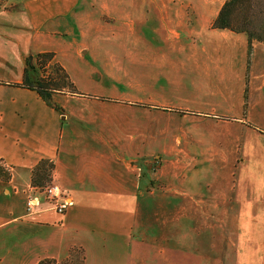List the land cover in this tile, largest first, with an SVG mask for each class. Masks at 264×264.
Returning <instances> with one entry per match:
<instances>
[{"label":"crops","instance_id":"crops-1","mask_svg":"<svg viewBox=\"0 0 264 264\" xmlns=\"http://www.w3.org/2000/svg\"><path fill=\"white\" fill-rule=\"evenodd\" d=\"M225 1L0 0V264L72 248L105 264L120 245L140 260L155 189L170 212L193 214L178 218L192 235L162 237L181 246L174 260L217 264L220 244L227 264H264V128L247 126L264 122V43L251 41L247 63V36L211 27ZM38 52L78 91L55 93L58 109L14 85ZM43 158L62 213L31 185Z\"/></svg>","mask_w":264,"mask_h":264},{"label":"rangeland","instance_id":"rangeland-1","mask_svg":"<svg viewBox=\"0 0 264 264\" xmlns=\"http://www.w3.org/2000/svg\"><path fill=\"white\" fill-rule=\"evenodd\" d=\"M232 24L237 26V27H243L246 30H248L251 35L254 37L261 38L264 41V0H243L241 3L237 4L234 11H233V20ZM252 40H256L255 38ZM261 41V42H263ZM264 43V42H263ZM251 50V47H250ZM250 50H248L247 58H248V63L250 61ZM88 62L90 61L88 58L86 59ZM47 72H51V66H48L46 68ZM43 73V72H42ZM41 70L38 68V73L37 74H42ZM46 74V72H45ZM62 92H68V91H62ZM61 93V92H60ZM249 128H264V122L262 121L261 118H256L253 117L250 119V122H248L247 125ZM262 134L264 133L263 130H260ZM159 161L158 160H153V163L151 165V171H155L159 166ZM51 182V181H50ZM50 185V183H48ZM47 184V185H48ZM152 184V181H151ZM46 185V186H47ZM45 187V186H44ZM158 187V185H156ZM40 193L44 195L42 192L43 188H40ZM153 196V207L154 210L149 215V226L152 227L151 229H148L149 236L152 238L154 237V243L153 244H148V245H141L139 249H144V252L141 254H138L140 257V260L137 259L136 257L134 259H130L129 254L131 253L130 247L129 246H119V250H115L114 247H108V257L109 260L105 261V264H123L121 256L127 263H132V264H197V260H186L178 262L177 260L173 259L172 256V248H178L179 244H173L172 243H163L162 242V237L164 236H176V235H184L186 237H189L192 235V231L189 229H183V228H178L179 223H178V218L179 216L183 215L186 217V220H189L190 218H193V214L187 213L183 214L182 212H176L172 210L171 212L168 209V204H167V192H162L161 190L155 189L154 193L152 194ZM45 197V196H44ZM206 216V217H205ZM208 213L205 214L202 219H207L208 220ZM197 223H193V232L199 233L200 230L197 228ZM225 231V229H224ZM181 247V246H179ZM219 250L221 249V254L223 255L224 259L222 262H218L217 264H227L225 262V256L224 252L226 250L225 245H218ZM148 251L146 252V250ZM163 251L164 255L167 257L166 262L161 261V252ZM224 251V252H223ZM142 252V251H140ZM203 252V251H202ZM82 251L79 248H72V250L69 252V255H67L65 258L60 259L58 262L55 261L53 264H83V258H82ZM194 255L197 256L198 258V252L195 250L186 251V257H194ZM146 260L142 262L144 259ZM65 260V261H63ZM209 261V258H204L201 256V264H211ZM91 264V261L88 262ZM236 264V262H233L232 264ZM47 264V263H45ZM213 264V263H212Z\"/></svg>","mask_w":264,"mask_h":264},{"label":"trees","instance_id":"trees-1","mask_svg":"<svg viewBox=\"0 0 264 264\" xmlns=\"http://www.w3.org/2000/svg\"><path fill=\"white\" fill-rule=\"evenodd\" d=\"M242 1L243 0H226L212 21L211 27L244 33L247 36L248 50H250L252 39L255 38L258 41L263 40L258 37L253 38L248 30L232 24L233 11L236 5ZM24 63L25 65L23 68L22 79L14 85L34 90L47 105L58 109L57 106L52 104V97L55 93L62 91L78 93L65 69L54 60L53 52H38L35 54H29L25 57ZM48 66H51V72H47L46 68ZM38 68L41 70V73L43 72L40 75L37 74ZM53 167L54 165L51 160L46 158L40 159L31 170V185L42 188L50 183ZM7 173L8 172L4 169V167L0 165V177L6 179L8 176ZM45 263L53 264L55 263V260L42 259L37 264Z\"/></svg>","mask_w":264,"mask_h":264},{"label":"built area","instance_id":"built-area-1","mask_svg":"<svg viewBox=\"0 0 264 264\" xmlns=\"http://www.w3.org/2000/svg\"><path fill=\"white\" fill-rule=\"evenodd\" d=\"M34 189L39 190V187L33 186ZM41 188V187H40ZM42 192L44 193L45 198L51 205L53 209H55L57 212L62 213L65 208L67 207L69 200L67 197L62 196L60 192L57 191L56 186L53 184L52 180L50 182V185L48 184L45 187H42ZM34 198H29L26 202L27 208H31L34 204Z\"/></svg>","mask_w":264,"mask_h":264}]
</instances>
